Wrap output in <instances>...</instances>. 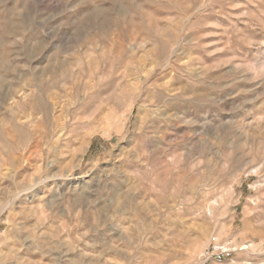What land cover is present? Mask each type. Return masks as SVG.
<instances>
[{
	"label": "rangeland",
	"instance_id": "1",
	"mask_svg": "<svg viewBox=\"0 0 264 264\" xmlns=\"http://www.w3.org/2000/svg\"><path fill=\"white\" fill-rule=\"evenodd\" d=\"M0 231V264H264V0H0Z\"/></svg>",
	"mask_w": 264,
	"mask_h": 264
},
{
	"label": "built area",
	"instance_id": "2",
	"mask_svg": "<svg viewBox=\"0 0 264 264\" xmlns=\"http://www.w3.org/2000/svg\"><path fill=\"white\" fill-rule=\"evenodd\" d=\"M0 235H1V231H0ZM209 256H214L215 259H217L218 261H222L227 255H229V250H227L226 248H213L210 253H208Z\"/></svg>",
	"mask_w": 264,
	"mask_h": 264
},
{
	"label": "bare ground",
	"instance_id": "3",
	"mask_svg": "<svg viewBox=\"0 0 264 264\" xmlns=\"http://www.w3.org/2000/svg\"><path fill=\"white\" fill-rule=\"evenodd\" d=\"M246 248V247H245ZM245 248H243V249H245Z\"/></svg>",
	"mask_w": 264,
	"mask_h": 264
}]
</instances>
